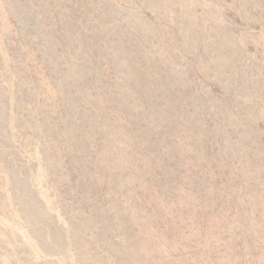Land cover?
I'll return each mask as SVG.
<instances>
[{
    "label": "rangeland",
    "instance_id": "rangeland-1",
    "mask_svg": "<svg viewBox=\"0 0 264 264\" xmlns=\"http://www.w3.org/2000/svg\"><path fill=\"white\" fill-rule=\"evenodd\" d=\"M0 264H264V0H0Z\"/></svg>",
    "mask_w": 264,
    "mask_h": 264
}]
</instances>
